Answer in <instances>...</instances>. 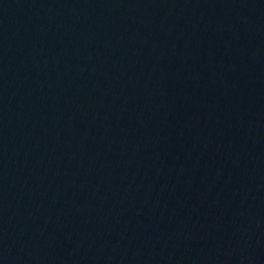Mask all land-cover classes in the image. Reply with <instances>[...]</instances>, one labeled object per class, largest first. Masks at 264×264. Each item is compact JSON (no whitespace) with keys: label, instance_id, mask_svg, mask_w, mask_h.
Instances as JSON below:
<instances>
[{"label":"water","instance_id":"1","mask_svg":"<svg viewBox=\"0 0 264 264\" xmlns=\"http://www.w3.org/2000/svg\"><path fill=\"white\" fill-rule=\"evenodd\" d=\"M0 264H264V0H0Z\"/></svg>","mask_w":264,"mask_h":264}]
</instances>
